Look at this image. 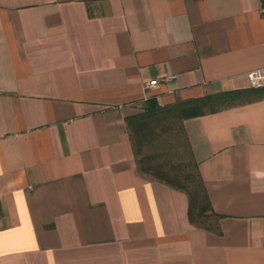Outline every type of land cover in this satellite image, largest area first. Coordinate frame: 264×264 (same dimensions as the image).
I'll use <instances>...</instances> for the list:
<instances>
[{"label":"crops","instance_id":"1","mask_svg":"<svg viewBox=\"0 0 264 264\" xmlns=\"http://www.w3.org/2000/svg\"><path fill=\"white\" fill-rule=\"evenodd\" d=\"M256 70L264 0H0V264H264V97L181 123L214 230L126 123Z\"/></svg>","mask_w":264,"mask_h":264},{"label":"trees","instance_id":"2","mask_svg":"<svg viewBox=\"0 0 264 264\" xmlns=\"http://www.w3.org/2000/svg\"><path fill=\"white\" fill-rule=\"evenodd\" d=\"M253 92L264 97V87L258 90L233 91L177 102L166 107H159L154 100L146 101L143 112L126 120L127 129L138 170L153 179L183 192L188 198V219L197 227L214 230L217 216L212 212L208 197L192 160L186 139L187 158L179 161L160 159L158 154H147V146L152 143L160 124L168 117L178 121L214 113L232 103L239 93ZM184 135V134H183ZM189 168L193 170H189ZM211 220V222H210Z\"/></svg>","mask_w":264,"mask_h":264},{"label":"rangeland","instance_id":"3","mask_svg":"<svg viewBox=\"0 0 264 264\" xmlns=\"http://www.w3.org/2000/svg\"><path fill=\"white\" fill-rule=\"evenodd\" d=\"M181 121L168 117L160 124L157 134L152 137V143L147 146V154H158L160 159L179 161L187 158ZM189 170H193L189 168Z\"/></svg>","mask_w":264,"mask_h":264},{"label":"built area","instance_id":"4","mask_svg":"<svg viewBox=\"0 0 264 264\" xmlns=\"http://www.w3.org/2000/svg\"><path fill=\"white\" fill-rule=\"evenodd\" d=\"M248 78L253 86H260L261 81L263 80V72L260 70L253 71L248 74ZM174 79V76L167 78L166 80H172ZM157 85V81H150L149 83H146L145 87H154Z\"/></svg>","mask_w":264,"mask_h":264}]
</instances>
